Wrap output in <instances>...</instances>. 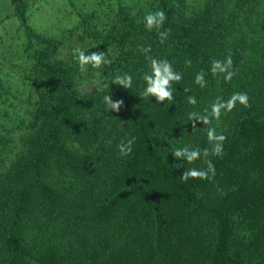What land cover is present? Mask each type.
<instances>
[{"label":"trees","instance_id":"16d2710c","mask_svg":"<svg viewBox=\"0 0 264 264\" xmlns=\"http://www.w3.org/2000/svg\"><path fill=\"white\" fill-rule=\"evenodd\" d=\"M8 3L35 46L27 55L37 117L0 170V264H264V0H145L134 12L119 5L104 32L80 17L79 39L95 43L85 54L100 48L112 62L93 81H84L91 65L81 69L72 48L59 58L63 42L28 24L29 0ZM159 9L167 20L149 31L143 18ZM149 45L148 55L183 74L171 102L143 95L150 66L139 49ZM228 56L236 75L225 82L210 69ZM201 70L204 88L194 82ZM125 73L129 89L113 84ZM234 92L247 93L250 107L237 104L210 125L227 137L224 154L176 160L177 148L212 147L208 125L193 128L189 113ZM105 95L123 100L118 112ZM133 137L121 156L117 146ZM205 159L214 178H180L206 169Z\"/></svg>","mask_w":264,"mask_h":264},{"label":"rangeland","instance_id":"374dc122","mask_svg":"<svg viewBox=\"0 0 264 264\" xmlns=\"http://www.w3.org/2000/svg\"><path fill=\"white\" fill-rule=\"evenodd\" d=\"M144 1L29 0L27 22L41 35L61 40L63 43L59 48L58 57L64 58L69 47L74 51L76 48L85 50L95 46L90 38L79 39L81 29L76 27V24L80 17L85 18L90 30L104 32V24L113 17L119 5L129 6L130 12H134L135 7ZM34 47L33 44L29 45L17 20L12 16L8 0H0V135L6 136L4 137L6 139L10 138L4 143L6 148L0 149L3 165L1 171H4L6 165L13 160L14 144L18 145L19 137L26 136L25 133L30 129L23 124L27 120L29 122L32 116L37 117L33 112L36 89L28 71L30 59L27 55ZM97 51L101 52V49L98 48ZM105 55L108 59L106 53ZM86 71L84 81H93L103 75L102 66L99 69L90 66ZM6 130L9 131L8 134H5Z\"/></svg>","mask_w":264,"mask_h":264},{"label":"clouds","instance_id":"9594fccd","mask_svg":"<svg viewBox=\"0 0 264 264\" xmlns=\"http://www.w3.org/2000/svg\"><path fill=\"white\" fill-rule=\"evenodd\" d=\"M167 20L166 13L163 9L156 10L154 12H148L143 18L146 29L149 31L153 29H161ZM170 30L159 31L158 35L160 42L163 43L168 35ZM144 55L145 59L149 62L150 71L145 72L142 76L143 81L146 84L144 90V96L154 97L157 103H164L165 101L174 100L175 88L173 84H178L183 79V74L174 69L172 63L166 58H156L151 55L152 48L151 46L141 47L139 49ZM74 57L78 60V63L81 69H84L85 66L91 65L93 68L99 69L104 64H111V60L106 59V55L103 52H94L86 55L85 51L81 48L74 49ZM186 65L191 66V60H186ZM232 58L231 56L226 57L224 60H213L211 62V73L213 76H223L225 82H230L233 77L236 75V72L232 70ZM206 73L204 70L199 71L195 76V83L201 88L207 86V80L205 79ZM113 84L120 85L125 89H129L133 84V77L127 73L123 75H117L114 78ZM109 87V85H104ZM187 91V89H184ZM104 103L108 106L109 110L118 112L123 105V100H117L113 102L112 95L104 96ZM187 103L190 105H196L197 99L195 96H189L187 98ZM237 104L248 108L249 97L245 92H234L227 100H224L223 97H217L216 100L211 104L210 111L205 110V113H199L196 111L190 112L188 115L189 120L192 123L193 128H196V123L200 122L203 125H208L205 129L208 141L211 143V150L205 148L201 150L200 148H192L189 146H184L177 148L173 155L176 160H184L188 163H193L197 160L207 158L210 155L212 156H222L224 154V142L227 137L223 133H217L216 128L210 126L212 120H219L222 113H230ZM135 142V137L128 139L127 141L121 140L117 146L121 156H128L132 152V146ZM207 164L206 169L198 168H189L186 171H183L180 178L187 182L189 179H200L207 180L211 177H215L216 169L214 164L209 159H205ZM180 167V165H177Z\"/></svg>","mask_w":264,"mask_h":264}]
</instances>
